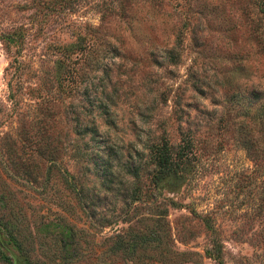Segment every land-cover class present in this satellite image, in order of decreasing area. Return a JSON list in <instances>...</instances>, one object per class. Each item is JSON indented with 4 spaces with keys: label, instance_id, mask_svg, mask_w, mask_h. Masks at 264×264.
I'll return each instance as SVG.
<instances>
[{
    "label": "rangeland",
    "instance_id": "374dc122",
    "mask_svg": "<svg viewBox=\"0 0 264 264\" xmlns=\"http://www.w3.org/2000/svg\"><path fill=\"white\" fill-rule=\"evenodd\" d=\"M0 225V264H264V0H0Z\"/></svg>",
    "mask_w": 264,
    "mask_h": 264
},
{
    "label": "trees",
    "instance_id": "16d2710c",
    "mask_svg": "<svg viewBox=\"0 0 264 264\" xmlns=\"http://www.w3.org/2000/svg\"><path fill=\"white\" fill-rule=\"evenodd\" d=\"M192 156L193 148L190 137L185 136L182 142L176 147L172 146L166 137H163L153 150L152 159L154 162V170L152 173V181L157 183L167 177H173L174 179L183 178L188 170V164ZM206 225L209 229L213 230V227L207 220ZM6 230H3L0 225V248L8 250L10 244L19 247L20 242L15 233L11 230ZM221 252V244L217 240H214L212 248L208 249V253L221 262ZM3 253L6 255V261L10 264H31L28 257H20L14 253L9 255L5 250Z\"/></svg>",
    "mask_w": 264,
    "mask_h": 264
}]
</instances>
